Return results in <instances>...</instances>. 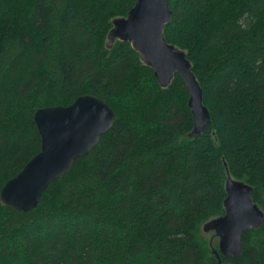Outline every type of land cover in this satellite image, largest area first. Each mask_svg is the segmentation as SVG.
<instances>
[{"label": "trees", "instance_id": "obj_1", "mask_svg": "<svg viewBox=\"0 0 264 264\" xmlns=\"http://www.w3.org/2000/svg\"><path fill=\"white\" fill-rule=\"evenodd\" d=\"M134 2L0 0V188L40 149L38 108L91 94L115 113L35 208L0 203V264H264V216L220 262L202 230L226 169L264 213V0H169L164 38L210 114L194 135L183 78L161 86L129 42L106 43Z\"/></svg>", "mask_w": 264, "mask_h": 264}, {"label": "water", "instance_id": "obj_2", "mask_svg": "<svg viewBox=\"0 0 264 264\" xmlns=\"http://www.w3.org/2000/svg\"><path fill=\"white\" fill-rule=\"evenodd\" d=\"M171 17L169 0H135L126 16L113 20L109 35L129 42L152 68L161 86H168L175 73L183 78L194 122L191 134H200L210 124V114L202 103L201 88L185 53L164 38V26ZM114 119L112 108L91 94L78 96L67 106L35 110L33 120L40 136V149L2 185L0 203L22 211L35 208L47 186L66 174L76 158L88 154L100 136L111 129ZM225 192L224 213L202 225L204 232L213 231L218 239L217 249L212 252L219 262L220 255L236 256L241 252L242 233L258 228L264 216L252 199V186L231 177L227 169Z\"/></svg>", "mask_w": 264, "mask_h": 264}, {"label": "rangeland", "instance_id": "obj_3", "mask_svg": "<svg viewBox=\"0 0 264 264\" xmlns=\"http://www.w3.org/2000/svg\"><path fill=\"white\" fill-rule=\"evenodd\" d=\"M115 41V38H113L112 35H109L106 39V43L107 45H112ZM205 234H207V236L209 237V239L211 240L212 244H214L215 246H213V249H215L216 246H218V239L217 237L214 235L213 231L210 232H205ZM212 249V250H213Z\"/></svg>", "mask_w": 264, "mask_h": 264}]
</instances>
